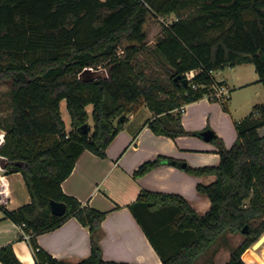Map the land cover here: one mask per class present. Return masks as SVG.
Here are the masks:
<instances>
[{"label":"trees","instance_id":"trees-1","mask_svg":"<svg viewBox=\"0 0 264 264\" xmlns=\"http://www.w3.org/2000/svg\"><path fill=\"white\" fill-rule=\"evenodd\" d=\"M171 14L174 20L163 22L149 46L147 18ZM141 53L163 72L148 73L149 60ZM242 63H251L264 84V0H0V85L8 86L9 107L0 114L5 132L0 158L5 173H21L30 196L15 210L6 208L7 199L0 208L29 235L35 264H128L103 260L99 240L105 213L65 194L61 183L82 151L105 157L137 104L152 113L145 125L154 134H191L182 125L180 108L204 96L216 100L212 72ZM89 68L106 73L81 75ZM63 100L69 131L60 112ZM234 125L237 137L229 148L215 134L210 140L218 149L217 165L185 169L214 176L210 184L196 185L210 201L204 214L178 194L149 190H141L129 206L141 224L140 207L150 212L171 208L178 214L164 228H144L161 264L212 263L221 247L230 250L227 264H246L242 254L264 234V103L253 105ZM163 163L177 161L158 155L133 177ZM50 200L64 203L65 213L53 215ZM69 217L90 232V254L76 262L53 258L35 241ZM237 233L244 240L232 247L229 235ZM18 238L23 239L21 233ZM0 262L23 264L11 243L0 247Z\"/></svg>","mask_w":264,"mask_h":264},{"label":"crops","instance_id":"crops-1","mask_svg":"<svg viewBox=\"0 0 264 264\" xmlns=\"http://www.w3.org/2000/svg\"><path fill=\"white\" fill-rule=\"evenodd\" d=\"M250 65L252 64L242 63L212 72V76L213 73L220 75L218 78L213 76L214 85H221L227 90L226 109L218 104L222 100H209L207 96L186 104L181 122L184 129L191 134L176 138L154 134L145 125L152 113L142 105L127 114L121 130L107 146L104 158L88 150L79 154L71 174L61 183V189L82 205L105 213L99 240L103 260L128 264H161V257L152 246L144 228H164L178 214L171 208L150 212L140 207L138 211L143 223H139L129 206L137 199L141 190L178 194L199 214H204L209 209L208 197L199 193L196 185L210 184L214 176L193 175L185 169L187 166H215L220 160L217 146L211 141L203 140L197 132L209 128L229 148L237 137L235 122L245 117L253 105L259 104L254 101L257 92L254 95L246 94L244 107L250 108L248 113L238 119L233 116L231 107L236 91L264 85L258 82L256 72L254 77L244 78L243 73ZM225 69L235 70L237 74L227 73ZM141 108H145L147 112L138 116L137 112ZM8 112V98L0 99V114ZM69 130L70 128H66V131ZM4 134V130L0 128V139ZM158 155L173 158L177 163H163L143 176L133 177L134 171L141 164L155 159ZM181 162L185 163V168L180 167ZM2 163L0 158V202L7 199L6 208L15 210L28 204L30 196L21 173H5ZM20 233L21 229L4 217L0 208V247L11 243L13 252L21 263L35 264V252L28 240L18 238ZM35 241L40 250L58 260L76 262L90 254V232L75 217H69L53 230L38 234ZM223 248L227 249L221 247V250ZM218 257L216 255L212 263L206 264H217ZM228 260L226 257L223 264H227Z\"/></svg>","mask_w":264,"mask_h":264},{"label":"rangeland","instance_id":"rangeland-1","mask_svg":"<svg viewBox=\"0 0 264 264\" xmlns=\"http://www.w3.org/2000/svg\"><path fill=\"white\" fill-rule=\"evenodd\" d=\"M175 15L171 14L167 17H153V16H149L147 18V22H146V32H147V42L149 46H152L155 42V39L157 37L160 36L161 31H162V25H164L163 22L165 23H169L170 21L174 20ZM141 58H147L149 60V69L146 70L148 73L149 72H153L152 74H161L163 72V69L161 66L157 65V63L155 62V60L150 57L147 56L145 53H141L140 54ZM251 67H246L245 72L243 73L244 78L249 79L250 77H254V67L253 65H250ZM250 68V69H249ZM225 72H229L230 74H237V71L235 70H229V69H225ZM105 71L104 68H99L98 70H96V72L94 73V75H105ZM213 76L215 78H218L220 75L218 73H213ZM8 89V86L6 84H1L0 85V99L1 100H5L6 98V90ZM246 91H236V93L233 95V100H232V113L233 116L238 119L242 116H244L246 113H248L250 108L244 107L245 106V96L246 94H250L252 93L253 95L255 94V92H257V96H256V100H254L256 103H264V85H256V87H252V89H245ZM221 103V104H220ZM62 106H61V116L63 118V120L66 123V128H70V119H69V114L68 111L66 109V105L65 102L62 101ZM218 104L222 107L223 104L222 102H218ZM231 105V104H230ZM140 104H137L135 107L139 108ZM3 107V106H2ZM4 108V107H3ZM91 110L92 107L91 105L87 106V112L89 114V119H88V124L90 126H92V119H91ZM144 112H147L145 108H141L139 109V111L137 112L138 116L142 115ZM264 235V234H263ZM230 244L232 247H236L238 246L243 240H244V235L241 233H237V234H230ZM229 248H223L221 250V248L219 249V251L215 254V256H219L217 258V264H223L224 260L229 258V253L230 251L228 250ZM250 249L247 252H244L242 254V259L245 260L247 263L246 264H252L249 261L248 258V254L249 252H254L255 254H257L259 257H263L264 256V240L262 241V243L257 246L256 248H253V244L248 248ZM252 250V251H251ZM228 255V256H227ZM214 256V257H215Z\"/></svg>","mask_w":264,"mask_h":264},{"label":"water","instance_id":"water-1","mask_svg":"<svg viewBox=\"0 0 264 264\" xmlns=\"http://www.w3.org/2000/svg\"><path fill=\"white\" fill-rule=\"evenodd\" d=\"M186 82V80H184ZM123 119V116H121L119 118V120H122ZM82 129L83 130H87V124H84L82 126ZM213 131L209 128L205 129V130H202L200 132H197V135H199L203 140L205 141H210L212 136H213ZM180 167L181 168H185V163L181 162L180 163ZM50 204V211L53 215H56V216H61L65 213L66 211V207H65V204L62 203V202H58V201H54V200H50L49 202ZM247 225L244 226V228L242 229V232L245 233L247 232ZM264 240V235H262L254 244H253V248H256L257 246H259L262 241Z\"/></svg>","mask_w":264,"mask_h":264},{"label":"built area","instance_id":"built-area-1","mask_svg":"<svg viewBox=\"0 0 264 264\" xmlns=\"http://www.w3.org/2000/svg\"><path fill=\"white\" fill-rule=\"evenodd\" d=\"M105 71V70H104ZM84 72H91V73H95L96 71L89 68V69H85L81 75L84 73ZM190 75H192V72H190ZM226 94H227V90L221 86V85H213V92L211 93V96L215 97V98H219L220 100L222 101H225L226 100ZM185 106V105H184ZM184 106H182L180 109L181 111H183L184 109ZM21 234H22V237L23 239L25 240H28L29 239V235L24 233L23 231H21Z\"/></svg>","mask_w":264,"mask_h":264},{"label":"bare ground","instance_id":"bare-ground-1","mask_svg":"<svg viewBox=\"0 0 264 264\" xmlns=\"http://www.w3.org/2000/svg\"><path fill=\"white\" fill-rule=\"evenodd\" d=\"M248 258H249V261L252 263V264H264V261L262 260L261 257H259L257 254H255L254 252H249L248 254Z\"/></svg>","mask_w":264,"mask_h":264}]
</instances>
